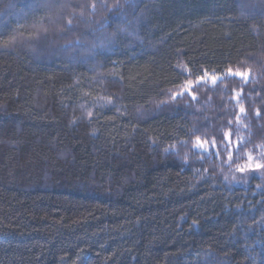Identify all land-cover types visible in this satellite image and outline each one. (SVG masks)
Listing matches in <instances>:
<instances>
[{
    "label": "trees",
    "instance_id": "trees-1",
    "mask_svg": "<svg viewBox=\"0 0 264 264\" xmlns=\"http://www.w3.org/2000/svg\"><path fill=\"white\" fill-rule=\"evenodd\" d=\"M261 151L264 0H0V264H264Z\"/></svg>",
    "mask_w": 264,
    "mask_h": 264
},
{
    "label": "snow or ice",
    "instance_id": "snow-or-ice-1",
    "mask_svg": "<svg viewBox=\"0 0 264 264\" xmlns=\"http://www.w3.org/2000/svg\"><path fill=\"white\" fill-rule=\"evenodd\" d=\"M44 6L45 7H50L51 5H49V4L46 3ZM94 7H95V5H93V8ZM241 8L242 9H245V8H247V5L246 4H242L241 5ZM68 23L71 24L72 21L69 20ZM229 71H230V74L233 75V76H239L242 79H247V73H244V72H231V70H229ZM206 79H211L212 82L215 84L219 78L215 74L209 75V73H207V72H205L202 76L198 77V81H205ZM181 87H182L183 91H181L179 93H176L173 96V98H175L176 95L183 96L184 93H185V91L188 92V94H191V88H192L191 81H186V86L182 85ZM241 111L243 112L244 109L241 108ZM89 115H91V113H89ZM259 115H260V113L257 112V116H259ZM209 143H211V146L213 148H215L217 146L215 140H213L211 142H209L208 140H204L203 142H201L200 141V138L197 137V146L200 148L201 151H208L207 145ZM231 144H232V140H231L230 136L229 135H225V137H224L223 141L221 142V145L220 146L223 147V149L225 151H230ZM216 154L219 155V152H217ZM252 159L253 158L251 156H249V160H252ZM248 168L250 170L262 169V168H264V163L255 162L254 168H253V165L252 164H249L248 165ZM240 170L241 171H244L245 169H240ZM261 176L264 177V172L261 173Z\"/></svg>",
    "mask_w": 264,
    "mask_h": 264
},
{
    "label": "rangeland",
    "instance_id": "rangeland-1",
    "mask_svg": "<svg viewBox=\"0 0 264 264\" xmlns=\"http://www.w3.org/2000/svg\"><path fill=\"white\" fill-rule=\"evenodd\" d=\"M242 117H243V119L246 118V117L244 118V114L242 115ZM225 135H229L230 136V138L232 140V144H235L237 142V139L235 137V129L232 130V131H230V133L227 132V131H220V137H223L224 138ZM193 148H195V150L201 151L200 148L197 146V144H194L193 145ZM261 153H264V151H261Z\"/></svg>",
    "mask_w": 264,
    "mask_h": 264
}]
</instances>
